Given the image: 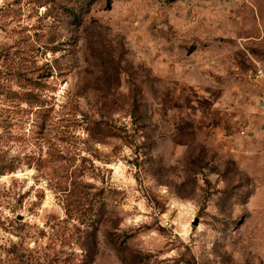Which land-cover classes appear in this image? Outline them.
Instances as JSON below:
<instances>
[{"label": "rangeland", "instance_id": "374dc122", "mask_svg": "<svg viewBox=\"0 0 264 264\" xmlns=\"http://www.w3.org/2000/svg\"><path fill=\"white\" fill-rule=\"evenodd\" d=\"M0 154V264H264V0H0Z\"/></svg>", "mask_w": 264, "mask_h": 264}, {"label": "trees", "instance_id": "16d2710c", "mask_svg": "<svg viewBox=\"0 0 264 264\" xmlns=\"http://www.w3.org/2000/svg\"><path fill=\"white\" fill-rule=\"evenodd\" d=\"M31 83L27 84L25 90L20 95V99L30 106V108L39 107L41 109L42 100L41 96L38 93H34L35 88H39L40 84L38 81L30 80ZM30 113V112H29ZM15 161L8 160L7 157L3 154H0V175L5 174L6 172H13L16 170Z\"/></svg>", "mask_w": 264, "mask_h": 264}]
</instances>
